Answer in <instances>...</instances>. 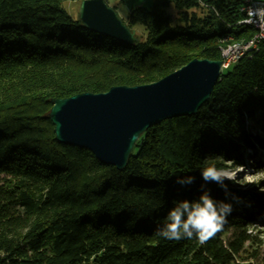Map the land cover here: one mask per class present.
<instances>
[{
    "label": "trees",
    "instance_id": "trees-1",
    "mask_svg": "<svg viewBox=\"0 0 264 264\" xmlns=\"http://www.w3.org/2000/svg\"><path fill=\"white\" fill-rule=\"evenodd\" d=\"M81 1L0 0V264H264V245L249 231L264 192L226 180V194L201 175L264 155V39L221 73L197 114L141 134L123 170L58 141L49 117L52 99L152 83L195 58L222 59L226 41L255 32L242 22L241 1L133 7V43L88 28L69 9ZM183 176L194 183L178 184ZM206 190L233 205L221 232L203 245L157 235L174 201Z\"/></svg>",
    "mask_w": 264,
    "mask_h": 264
},
{
    "label": "water",
    "instance_id": "water-1",
    "mask_svg": "<svg viewBox=\"0 0 264 264\" xmlns=\"http://www.w3.org/2000/svg\"><path fill=\"white\" fill-rule=\"evenodd\" d=\"M79 18L99 33L127 43L137 41L135 30L106 0H82ZM222 63V59L195 58L152 83L116 85L106 92L52 99L49 117L56 139L89 149L102 163L123 170L148 128L198 113L220 79Z\"/></svg>",
    "mask_w": 264,
    "mask_h": 264
},
{
    "label": "clouds",
    "instance_id": "clouds-1",
    "mask_svg": "<svg viewBox=\"0 0 264 264\" xmlns=\"http://www.w3.org/2000/svg\"><path fill=\"white\" fill-rule=\"evenodd\" d=\"M261 6L249 8L248 22L258 24L264 29V0H260ZM201 175L207 182H215L225 189L226 180L231 177L223 169L208 166L202 169ZM195 177L183 176L177 178V183L186 186L194 183ZM264 192V187L260 188ZM237 201L238 197H234ZM233 211L232 203L217 201L209 191H204L196 200H179L173 202L169 209L166 222L157 230V235L167 240L192 239L195 237L201 245L214 238L228 222V217Z\"/></svg>",
    "mask_w": 264,
    "mask_h": 264
},
{
    "label": "rangeland",
    "instance_id": "rangeland-1",
    "mask_svg": "<svg viewBox=\"0 0 264 264\" xmlns=\"http://www.w3.org/2000/svg\"><path fill=\"white\" fill-rule=\"evenodd\" d=\"M153 2L154 0H108V5L113 7L116 10L119 18L126 23L128 21L130 12L133 7L151 6ZM69 9L72 13L77 14L79 10V4L74 2L69 5ZM134 28L140 31L142 30V28L138 26H134ZM227 44L228 41L224 44L223 47H226ZM222 67H223V63L221 66V73L223 71ZM232 70L233 69H231V71ZM252 129L256 131H261L258 125H256V127ZM263 158H264L263 154H261V158H259V154H258L254 157H251V160L246 161L244 165L234 164L232 162H229L226 168L223 169L231 177V180H227V181H229L231 184H234L244 189H254L255 187H258L259 189L262 188L260 182L264 177V167L261 166L259 161L260 160L263 161ZM231 199L233 200V203L236 206L242 205L243 207H248L247 200L237 201L233 197ZM249 231L252 232V234L255 235L256 237L258 236L257 239H260L264 245V211L255 214L254 219H252V224L249 227ZM245 259L246 258H244V260H241L242 262L241 264H258L256 260H252L251 262H249L250 260H248V258L246 260Z\"/></svg>",
    "mask_w": 264,
    "mask_h": 264
},
{
    "label": "built area",
    "instance_id": "built-area-1",
    "mask_svg": "<svg viewBox=\"0 0 264 264\" xmlns=\"http://www.w3.org/2000/svg\"><path fill=\"white\" fill-rule=\"evenodd\" d=\"M240 1H241L240 11H242L245 14L243 21H248L247 13L250 7L254 8L257 6H261L260 0H240ZM263 39H264V29L260 27V29L257 30L256 36H251V38L239 40V45L236 49H232L230 51H223V57H222L223 67H229L231 61H233L234 59H240V56H242V52L247 51L248 45H259Z\"/></svg>",
    "mask_w": 264,
    "mask_h": 264
},
{
    "label": "bare ground",
    "instance_id": "bare-ground-1",
    "mask_svg": "<svg viewBox=\"0 0 264 264\" xmlns=\"http://www.w3.org/2000/svg\"><path fill=\"white\" fill-rule=\"evenodd\" d=\"M242 22L248 25H252L255 29L254 32L255 34H253V36L257 35V30L260 29L258 24L249 23L248 21H242ZM238 45H239V40L231 39L230 41H228L227 46L221 48V58L223 57V51H230L232 49H236ZM258 47L259 45H248L247 51L242 52V56H240V59H234L233 61H231L229 67H223L222 72L231 71V69H234L245 56L249 55L253 50H257Z\"/></svg>",
    "mask_w": 264,
    "mask_h": 264
}]
</instances>
